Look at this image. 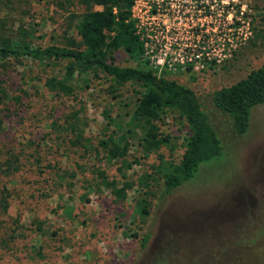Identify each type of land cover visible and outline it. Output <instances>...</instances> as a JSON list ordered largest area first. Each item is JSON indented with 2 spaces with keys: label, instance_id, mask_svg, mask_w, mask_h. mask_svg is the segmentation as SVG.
Returning a JSON list of instances; mask_svg holds the SVG:
<instances>
[{
  "label": "rangeland",
  "instance_id": "obj_1",
  "mask_svg": "<svg viewBox=\"0 0 264 264\" xmlns=\"http://www.w3.org/2000/svg\"><path fill=\"white\" fill-rule=\"evenodd\" d=\"M81 10L67 0H0V24L13 37L25 29L36 46H67L79 42L71 16ZM133 17L145 51L135 58L115 51V64L147 63L158 76L192 89L225 152L160 199L164 166L179 161L186 137L176 112L163 113L158 122L169 144L147 151L144 132L130 124L137 99L130 84L113 94L110 78L77 76L74 94L58 95L44 83L63 76L64 62L10 61L0 81L13 94L26 93L19 106L2 112L0 154L20 157L21 165L0 174V189L5 186L8 195V210L0 216V264H148L152 250L162 247L169 264H215L217 255L223 257V236L251 237L264 228V103L251 110L247 132L238 136L209 100L264 61V0H138ZM73 113L83 123L85 146L75 145L65 129ZM129 129L126 161L106 160L98 141ZM97 169L128 182L123 200L100 183ZM143 199L149 201L145 217L135 213Z\"/></svg>",
  "mask_w": 264,
  "mask_h": 264
},
{
  "label": "trees",
  "instance_id": "obj_2",
  "mask_svg": "<svg viewBox=\"0 0 264 264\" xmlns=\"http://www.w3.org/2000/svg\"><path fill=\"white\" fill-rule=\"evenodd\" d=\"M137 1L67 0L71 5L76 4L82 9L71 16L79 42L71 41L67 46H36L29 39L30 33L25 29H21L18 36L13 37L6 34L4 24H0V77L8 71L10 61L20 63L22 60H51L65 63L61 78H47L44 83L50 92L58 95H73L75 89L72 81L77 76L108 77L115 87L113 94L118 88L130 84L137 96L130 124L134 129L144 132L142 144L147 151L169 144L170 136L159 132L158 122L163 113L176 112L184 121L186 137L179 161L168 162L164 166L161 177L162 191L159 195V198L163 199L181 185L193 180L200 167L216 160L225 152V147L211 123L208 112L192 89L176 80L158 76L147 63L141 67L115 64L112 56L115 51L122 50L132 58L140 57L145 51V41L141 39L137 21L133 17V8ZM5 83L7 81H0V114L8 112L10 104L13 107L19 106L23 94L26 93L24 89H19L18 94H13V91L4 86ZM209 100L217 111L228 116L232 131L238 136L244 135L249 127L251 110L264 103V61L235 83L214 90L209 94ZM3 113L0 116V133L4 125ZM65 124V129L74 137L75 145L87 144L88 140L83 135V123L81 125L78 114H71ZM132 134L133 130L129 129L126 132L104 135L98 141V146L106 160L124 163L131 148ZM95 151L98 152L97 149ZM33 160L37 169H44L39 157H34ZM20 165V157H2L0 154V174L17 172ZM121 170L122 168H118L119 172ZM94 172L100 183L108 188L116 199L123 200L126 197L130 189L128 182L119 183L110 179L99 169ZM7 197L6 187L3 186L0 189V216L8 210ZM148 205L147 199L139 201L136 215L147 216ZM233 223L235 220L231 222L232 225ZM239 226L237 224L236 229L240 233L243 229ZM263 229L257 228L255 235L251 237L243 234L230 241L227 236H223V252L220 254H223V257L217 255L213 263L264 264V241H260L261 237H264ZM14 231L15 229L11 230ZM137 236L136 233L131 235L132 238ZM147 240L148 236L141 240L142 247H145ZM231 249L235 250L230 251ZM167 252L168 249L163 247L152 250L148 264H169L166 261ZM185 261L180 264L188 263ZM189 264L200 263L193 260Z\"/></svg>",
  "mask_w": 264,
  "mask_h": 264
}]
</instances>
